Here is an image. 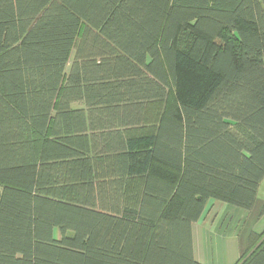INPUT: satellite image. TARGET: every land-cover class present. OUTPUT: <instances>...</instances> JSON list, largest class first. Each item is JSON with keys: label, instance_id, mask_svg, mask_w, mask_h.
Returning <instances> with one entry per match:
<instances>
[{"label": "trees", "instance_id": "1", "mask_svg": "<svg viewBox=\"0 0 264 264\" xmlns=\"http://www.w3.org/2000/svg\"><path fill=\"white\" fill-rule=\"evenodd\" d=\"M263 179L264 0H0V264H202Z\"/></svg>", "mask_w": 264, "mask_h": 264}, {"label": "crops", "instance_id": "2", "mask_svg": "<svg viewBox=\"0 0 264 264\" xmlns=\"http://www.w3.org/2000/svg\"><path fill=\"white\" fill-rule=\"evenodd\" d=\"M262 219L264 206L258 194L251 210L209 201L193 225L195 258L202 264H237L248 249L250 235L264 230Z\"/></svg>", "mask_w": 264, "mask_h": 264}, {"label": "rangeland", "instance_id": "3", "mask_svg": "<svg viewBox=\"0 0 264 264\" xmlns=\"http://www.w3.org/2000/svg\"><path fill=\"white\" fill-rule=\"evenodd\" d=\"M70 66H71V62L69 61V62L67 63V67H66V73H65V75H67ZM258 196L260 197V200L263 201V206H264V179H263V181L261 182V186H260L259 189H258ZM261 206H262V204H261ZM262 223H264V219H262Z\"/></svg>", "mask_w": 264, "mask_h": 264}]
</instances>
